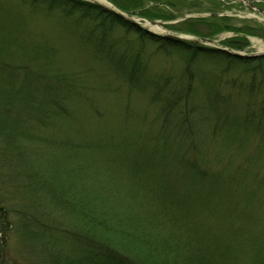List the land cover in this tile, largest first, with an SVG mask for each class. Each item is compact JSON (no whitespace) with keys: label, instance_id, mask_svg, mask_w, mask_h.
Instances as JSON below:
<instances>
[{"label":"rangeland","instance_id":"rangeland-1","mask_svg":"<svg viewBox=\"0 0 264 264\" xmlns=\"http://www.w3.org/2000/svg\"><path fill=\"white\" fill-rule=\"evenodd\" d=\"M111 1L122 11L129 7L143 26L148 20L165 21L166 32L159 35L208 37L201 22L189 23L183 15L203 16L210 8L221 13L225 9L214 1L209 6L167 0L162 14L160 8L148 4L143 8L135 0ZM246 13L241 15L246 17ZM161 15L166 18L146 17ZM258 16V20L235 16L228 20L236 26L253 27L255 35L223 30L215 39L227 45L226 37H244L249 45L240 51L241 56L264 55L259 50L264 46V17ZM79 18H83L79 13L67 15L33 0H0V65L15 69L20 81L26 71L36 83L33 73L39 70L40 74L66 73L81 85V95L73 96L71 113L50 133L55 143L38 157L48 182L75 196L100 197L112 203L122 219L129 215L136 226L154 228L162 223L157 220H165V229H174L183 242L190 239L192 251L200 246L214 251L216 244L229 245L233 249L230 264H264V125L258 121L264 118V63L254 62L249 68L208 60L190 63V54L178 50L166 51L152 43L140 48L136 34L122 27L97 45L101 35L96 22ZM79 29L85 32H76ZM190 29L204 35H193ZM88 35L92 37L87 39ZM112 56L120 60L121 68L115 67ZM132 66L135 72H144L143 80L152 81L148 91L132 87L125 77ZM190 83L192 92L179 99L176 109L186 116L192 102L199 103V112L206 116L212 113L208 102L227 101L226 106L218 105L227 111L215 116L219 126L215 136L210 118L180 130L170 116L164 122L162 103L153 96L155 88L165 89L171 99ZM249 114L258 120L246 121ZM195 119L192 115L191 121ZM192 137L196 141L191 148ZM192 160L203 169L209 163H218V167L203 175L189 164ZM72 217L64 216V220L71 223ZM57 247L68 251L74 245L61 241ZM40 261L24 248L16 225L0 228V264Z\"/></svg>","mask_w":264,"mask_h":264},{"label":"trees","instance_id":"trees-1","mask_svg":"<svg viewBox=\"0 0 264 264\" xmlns=\"http://www.w3.org/2000/svg\"><path fill=\"white\" fill-rule=\"evenodd\" d=\"M33 2L46 4L50 9L59 8L67 15L79 13L83 17L79 18L80 20L95 21L101 35V41L97 45H103L109 34L122 27L127 32L136 34L140 48L152 43L166 51L178 50L190 54V63L193 60H197L198 63L208 60L245 68H249L254 62L264 63V55L235 56L217 48L154 34L100 5L85 0H33ZM134 3L142 5L140 0H135ZM124 9L129 11L130 8L124 6ZM146 17L156 18L163 15ZM196 20L207 28L208 37H214L225 29L242 32L245 35H255L256 32V29L249 25L237 27L229 24V18ZM191 21L188 20L189 23ZM78 25L76 24L77 28ZM83 29L76 32L84 33ZM92 31L96 33L95 28ZM189 31L204 35L197 29ZM91 37L88 35L87 39ZM225 43L239 50L249 45L244 37L228 39ZM1 49L0 47V53ZM100 54L103 55L102 51ZM32 57L36 60L35 55ZM107 58H110V55H107ZM114 61L117 63L115 67L121 68L120 60L114 58ZM131 65L134 66V63ZM24 73L25 77L20 81L15 69L6 64L0 65L1 229L11 224L16 225L24 248L41 259L39 264H230L233 249L229 245L223 248L216 244L214 251L200 246L192 251L190 239L183 242L184 238L175 234L174 229H165L166 225L163 223L165 220H157L162 223L156 224L157 227L154 228L150 224L136 226L130 222L129 215L122 219L115 213L112 203L108 205V202L100 197L85 194L75 196L61 188H54L48 182V175L38 157L44 148L55 143L50 133L54 132L62 117L71 113L73 96L81 95V85L76 77L66 73L40 74L38 70L37 73H33L36 83L30 80L26 71ZM124 73L132 87L143 92L150 89L152 81L143 80L144 72L141 69L135 72L133 67L132 72L130 69ZM47 75L49 77L45 80ZM156 88L153 96L157 102L162 103L165 123L169 121L170 116L172 125L180 130L187 124L197 127L210 118L209 120L213 121L210 122L212 125L209 124L211 134L217 135L219 126L215 116L217 118L219 112L227 111L224 107L227 105L226 100L215 99L213 101L215 105L208 102L210 112H214L215 115L209 113L206 116L199 112L200 104L192 102L190 112L188 111L190 116L189 113L186 116L184 111L178 112L176 109L181 103L179 99L188 98L187 93L192 92L191 83L177 98L175 96L171 99L167 97L165 89ZM219 103L224 105L218 106ZM192 115L195 116V121H191ZM247 119L258 120L255 115L250 114L245 117L246 121ZM258 121L264 125V118H259ZM164 125L163 123L162 130L165 129ZM193 135L196 136V132ZM195 141V137L190 139L191 148ZM189 164L203 175H206L207 170L210 172V169L216 170L214 168L218 167V163L217 165L209 163L203 169L202 166L198 167L199 162L193 160L189 161ZM67 215L73 216L71 223L64 220V216ZM61 241H71L74 248L68 251L58 249L57 245ZM185 249L187 251H182ZM216 254L220 255L221 260L216 258Z\"/></svg>","mask_w":264,"mask_h":264},{"label":"flooded vegetation","instance_id":"flooded-vegetation-1","mask_svg":"<svg viewBox=\"0 0 264 264\" xmlns=\"http://www.w3.org/2000/svg\"><path fill=\"white\" fill-rule=\"evenodd\" d=\"M141 4L143 5L142 7L144 8L145 4H148L149 6H154L156 9H161V13L164 14L163 12L166 11V3L165 1L167 0H140ZM181 3H189V4H207L209 6H212L213 3L211 4L212 1H214L216 4L219 3L221 4L225 9L223 12L217 11L218 9H213L210 8L209 11L203 16H195V15H189L188 18H234L239 17V18H244L245 16L241 15L242 11L248 10L252 12V14L246 15L245 18H257L259 17L258 15L260 14L259 10L262 9L264 10V0H247L249 3L245 2V0H180ZM215 5V4H214ZM142 7L140 9H142ZM234 11L235 13H229L227 11ZM158 11V10H157ZM253 12L256 15H253ZM160 18H166L165 16L160 17ZM254 20V19H253ZM236 25V24H235ZM237 27H241L240 25Z\"/></svg>","mask_w":264,"mask_h":264},{"label":"water","instance_id":"water-1","mask_svg":"<svg viewBox=\"0 0 264 264\" xmlns=\"http://www.w3.org/2000/svg\"><path fill=\"white\" fill-rule=\"evenodd\" d=\"M97 3H98L99 5H101L102 7H104L105 9H107V10H109V11L115 13L116 15H118V16H120V17L126 19V20H128L129 22H131V23H133V24H135V25H137V26H139V27L145 28L141 23H139L138 21H136V20L134 19V17H132V16H130L129 14H127V13H125V12H123V11L117 9V8L114 7L112 4H111L112 7H109V6L104 5V4H101V3H99V2H97ZM259 12H260L261 14L264 15V10L260 9ZM148 22H149L150 24H153V25H154V24H159V25L164 24L162 21H159V20H150V21H148ZM165 24H166V23H165ZM145 29L149 30L148 28H145ZM149 31H150V30H149ZM165 36H166V37H169V38H172V39H181V40H189V39H190V38H187L186 36L176 35V34H172V33H167V34H165ZM194 41H196V42H202L203 44H207V45H209V44H210V45H213L214 47H216V48H220V49H222V50H226V51H228L229 53H231V54H233V55H239V56L242 55V53H240V52H238V51L230 50V49H227V48H222L221 46L219 47V45H217L218 42H217L215 39H213V38H199V39H196V40H194ZM246 56H247V57H256L257 54H256V55H247V54H246Z\"/></svg>","mask_w":264,"mask_h":264},{"label":"bare ground","instance_id":"bare-ground-1","mask_svg":"<svg viewBox=\"0 0 264 264\" xmlns=\"http://www.w3.org/2000/svg\"><path fill=\"white\" fill-rule=\"evenodd\" d=\"M95 2L97 1V2H99V3H101V4H104V5H107V6H109V7H112V5H111V0L109 1V0H94ZM177 1H179L180 3H181V1L180 0H177ZM245 2H247V3H249L247 0H245ZM113 3V2H112ZM182 4V3H181ZM190 8H191V6H190ZM142 11H143V9H142ZM247 13V15L248 14H252V12H250V11H248V10H245ZM123 12H125V13H127V14H129V11H123ZM175 13V12H174ZM176 14V13H175ZM190 14H184L183 15V20L185 19V21H188L189 19H190V21L192 20V19H196V18H188V16H189ZM253 15H256L254 12H253ZM143 17H145V16H143ZM143 17H140V18H143ZM235 19V18H234ZM253 19H256V18H253ZM176 20V19H175ZM229 20H232L231 18L229 19ZM257 20H258V18H257ZM180 21H181V19H180ZM144 26L145 27H149V28H151V30L155 33H157V32H166V29L163 27V26H161V25H159V24H155V25H153V24H150L149 22L148 23H146V24H144ZM226 30V29H225ZM233 31V30H232ZM231 31V32H232ZM222 32H223V30H222ZM218 35L219 34H221V33H217ZM181 36H186L187 38H190L188 41H190V42H194V43H197L196 41H194V40H196L191 34H190V36H188V35H183V34H180ZM194 35V34H193ZM211 38H213V39H215L216 37L214 36V37H211ZM232 38H234L233 36L231 37V36H229V37H226L224 40H227V39H232ZM217 42H218V44L217 45H219V47L221 46L222 48H226V46L222 43V41L220 42V40H217V39H215ZM253 40H256V39H253ZM255 42H257V41H255ZM203 45V44H202ZM205 46H208L207 44H204ZM228 46V45H227ZM229 47V46H228ZM228 49V48H227ZM261 52H263L264 51V46H261L260 47V49H259ZM224 52H227L228 53V51H226V50H223Z\"/></svg>","mask_w":264,"mask_h":264}]
</instances>
